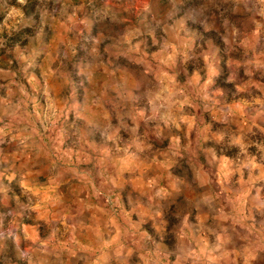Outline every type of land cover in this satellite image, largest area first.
<instances>
[{"label":"clouds","instance_id":"9594fccd","mask_svg":"<svg viewBox=\"0 0 264 264\" xmlns=\"http://www.w3.org/2000/svg\"><path fill=\"white\" fill-rule=\"evenodd\" d=\"M0 264H264V0H0Z\"/></svg>","mask_w":264,"mask_h":264}]
</instances>
